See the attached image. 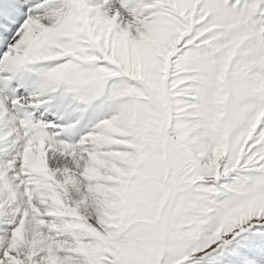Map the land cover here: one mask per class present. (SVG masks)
<instances>
[{
    "label": "snow or ice",
    "instance_id": "obj_1",
    "mask_svg": "<svg viewBox=\"0 0 264 264\" xmlns=\"http://www.w3.org/2000/svg\"><path fill=\"white\" fill-rule=\"evenodd\" d=\"M0 264H264V0H0Z\"/></svg>",
    "mask_w": 264,
    "mask_h": 264
}]
</instances>
